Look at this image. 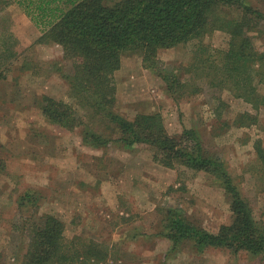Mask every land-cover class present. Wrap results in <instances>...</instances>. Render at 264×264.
Listing matches in <instances>:
<instances>
[{"label":"rangeland","instance_id":"1","mask_svg":"<svg viewBox=\"0 0 264 264\" xmlns=\"http://www.w3.org/2000/svg\"><path fill=\"white\" fill-rule=\"evenodd\" d=\"M248 1L264 10L259 0ZM42 34L17 2L0 9V155L6 163L0 173V264H13L23 255L29 241L25 227L38 209L63 218L69 237L81 234L108 246L106 259L91 257L85 264H264V254L235 255L223 248L199 252L191 240L174 250L161 233L169 209L214 232L231 223L230 201L217 175L184 164L162 165L144 143L129 148L111 140L97 147L84 140L83 127L46 120L45 95L78 107V115L85 112L64 77L73 71L72 61L63 56L62 46L40 43ZM252 35L264 51V20ZM229 40V33L217 30L204 43L227 49ZM195 44L159 52L161 66L193 78L178 100L162 76L144 72L141 54H125L131 74L118 85L116 108L130 118L159 111L169 133L178 137L184 129L196 130L206 153L226 163L264 225V162L256 153L258 140L264 146V107L257 110L229 91L211 87L205 72H184ZM244 112L256 120L242 124L249 119ZM95 129L107 137L119 133L107 124ZM27 189L39 196L38 208L19 206Z\"/></svg>","mask_w":264,"mask_h":264},{"label":"trees","instance_id":"2","mask_svg":"<svg viewBox=\"0 0 264 264\" xmlns=\"http://www.w3.org/2000/svg\"><path fill=\"white\" fill-rule=\"evenodd\" d=\"M13 2L22 6L42 29L38 41L62 46L63 56L73 64V71L64 77L85 113L78 115V107L45 95L42 112L47 121L70 129L83 127L84 140L97 147L111 140L129 148L147 144L162 165L184 164L221 180L232 209L231 223L214 232L196 224L182 211L169 209L161 233L172 241V249L191 240L199 252L223 248L235 255H263L264 225L254 216L253 206L226 163L206 153L196 130L184 129L179 137L170 134L159 111L139 112L134 118L118 111L116 71L123 55L139 53L145 67L162 76L168 91L178 100L184 96V89L192 86L193 78L181 75L178 69L161 66L159 52L195 42L190 51L191 63L183 71L205 72L211 87L227 90L261 110L264 51L256 46L252 31L264 20V10L248 0H0V9ZM259 2L264 4V0ZM217 30L230 34L227 49L205 45V37ZM247 115L244 125L256 120L250 117L253 114ZM102 124L115 127L119 133L109 137L100 134L95 127ZM256 145L258 158L264 162L262 141ZM5 168V159L0 155V173ZM28 204L37 205L35 208L41 204L39 196L29 189L19 199L20 207ZM36 211L25 227L27 248L13 264H85L91 257H108L107 245L81 234L69 237L66 222L58 214Z\"/></svg>","mask_w":264,"mask_h":264},{"label":"crops","instance_id":"3","mask_svg":"<svg viewBox=\"0 0 264 264\" xmlns=\"http://www.w3.org/2000/svg\"><path fill=\"white\" fill-rule=\"evenodd\" d=\"M124 57H125V55L122 56V64H121V67L116 71V83H117V89H118V91H119V86L118 85L121 83V79H122V81H124V79L126 78V76H128L129 74H131L127 70L128 69V66L127 65H128L129 62H126L125 63L124 62ZM141 58H142V63H143V57H141ZM142 65H143L142 67L144 69V72L146 70H147V72L152 71L151 69L146 68L144 66V63ZM118 94H119V92H118Z\"/></svg>","mask_w":264,"mask_h":264}]
</instances>
